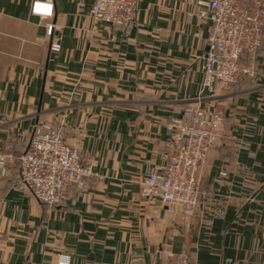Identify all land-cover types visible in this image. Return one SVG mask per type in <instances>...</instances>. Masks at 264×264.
<instances>
[{"label":"crops","instance_id":"0c3cea01","mask_svg":"<svg viewBox=\"0 0 264 264\" xmlns=\"http://www.w3.org/2000/svg\"><path fill=\"white\" fill-rule=\"evenodd\" d=\"M35 1L52 5L50 19L31 14ZM93 1L0 0V153L19 156L42 121L93 172L82 196L71 188L56 207L16 188L18 166L0 174V264L65 254L70 264H264V36L255 77L211 95L209 22L187 21L181 0H138L120 28L95 22ZM197 106L223 115L221 137L203 166L204 196L183 219L140 189L164 162L167 123Z\"/></svg>","mask_w":264,"mask_h":264},{"label":"built area","instance_id":"2783aa9c","mask_svg":"<svg viewBox=\"0 0 264 264\" xmlns=\"http://www.w3.org/2000/svg\"><path fill=\"white\" fill-rule=\"evenodd\" d=\"M138 0H94L91 18L97 23L125 28L134 22ZM192 9V11H189ZM180 10L187 21L210 23L202 56V91L213 94L215 86L225 89L243 77L253 79L255 57L264 36V0H181ZM31 14L50 19L51 4L35 1ZM48 35L54 31L46 24ZM59 43L51 44L58 52ZM242 57L248 58L242 63ZM223 115L211 108L197 106L185 111L182 118L166 125L168 141L162 153L163 164L147 171L141 182L140 196L170 210L180 211L183 219L195 215L201 197L202 172L208 153L221 137ZM18 165L16 188L48 207L61 205L71 188L82 196L93 176L91 165L81 162L80 154L57 127L39 121L31 140L19 156L0 153V174ZM221 178L226 176L223 171ZM222 213V212H221ZM174 257L175 255L170 254ZM175 264H194L186 256L176 255ZM68 255H60L58 264H70Z\"/></svg>","mask_w":264,"mask_h":264},{"label":"rangeland","instance_id":"374dc122","mask_svg":"<svg viewBox=\"0 0 264 264\" xmlns=\"http://www.w3.org/2000/svg\"><path fill=\"white\" fill-rule=\"evenodd\" d=\"M137 10H138V7H137ZM41 205H45V204L41 203Z\"/></svg>","mask_w":264,"mask_h":264},{"label":"trees","instance_id":"16d2710c","mask_svg":"<svg viewBox=\"0 0 264 264\" xmlns=\"http://www.w3.org/2000/svg\"><path fill=\"white\" fill-rule=\"evenodd\" d=\"M15 166H18V165L16 164ZM15 166H14V167H15ZM44 206H45V205H44Z\"/></svg>","mask_w":264,"mask_h":264}]
</instances>
